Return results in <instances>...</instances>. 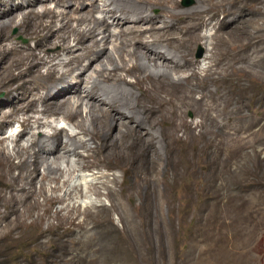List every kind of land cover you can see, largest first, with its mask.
<instances>
[{"label": "bare ground", "instance_id": "6f19581e", "mask_svg": "<svg viewBox=\"0 0 264 264\" xmlns=\"http://www.w3.org/2000/svg\"><path fill=\"white\" fill-rule=\"evenodd\" d=\"M85 1L0 0V92L5 94V99L0 100V134L5 117L18 112L25 116L21 121L24 129L31 128L32 122L48 126L35 113L44 118L58 115L73 122L79 133L88 138L78 140L77 134L53 128L51 134L42 138L32 134L29 144L24 146L19 144L25 134L22 131L13 140V155L0 148V241L29 226L39 230V237L51 227L49 219H57L62 210L79 214L103 207L93 204L81 210L80 206L66 204L53 212L52 207L66 201L65 196L68 200L73 196L67 189L63 196L54 195L67 186L68 179L64 178L63 169L51 165L50 160L63 161L68 171H72L70 156L76 158L80 168L122 169L127 187L120 190L137 194V170L139 166L144 169L142 154L155 153L160 147L166 151L191 148L202 141L195 130L206 127L204 117L214 120L210 114L213 107H204L210 84L219 85L228 71H235L237 65L232 63L254 45L264 52V26L255 24L264 14V0H196L189 9L182 8L179 0H106L103 6L107 9L100 18L94 16L96 3L86 9ZM12 26L21 27V33L34 45L12 43L6 32ZM110 26L120 31L109 32ZM249 27L254 31L250 32ZM203 28L212 30V35L203 34ZM112 39H121L119 45L127 49H122L118 57L121 66L113 65L114 56L107 51L106 45ZM54 45L66 53L65 62L57 61L59 53H47ZM199 45L210 46L201 68V62L193 57ZM165 52L170 53V60L164 58ZM125 55L132 61L130 65ZM58 65L66 69L58 71ZM93 65L96 68L87 76ZM179 72L186 74L174 78L172 73ZM128 76L132 81L126 80ZM100 82L109 88L104 84V88H99ZM95 95L103 97L101 103L94 100ZM83 104L88 108L86 119L81 115ZM4 105L7 111H3ZM118 110L125 115L118 116ZM188 111L202 120L189 121ZM128 115L129 119H125ZM7 139L1 137L0 146ZM230 142V137L212 141L219 145ZM93 156L95 162L90 164ZM47 182L54 184L50 187L54 194L50 196L46 195ZM98 184H91L90 191L97 198L103 194L116 207L114 190L101 183L106 189L101 193ZM76 194L84 195L80 191ZM38 197L43 198L42 203ZM40 209L43 214H37L27 225L25 216L33 217ZM44 220L48 222L46 230L39 227Z\"/></svg>", "mask_w": 264, "mask_h": 264}, {"label": "rangeland", "instance_id": "374dc122", "mask_svg": "<svg viewBox=\"0 0 264 264\" xmlns=\"http://www.w3.org/2000/svg\"><path fill=\"white\" fill-rule=\"evenodd\" d=\"M104 2L106 0H87L84 7L88 9L96 3L98 9L94 11V16L100 18L107 9L103 6ZM179 2L182 8L189 9L195 6L196 0ZM47 6L54 7L52 3H47ZM263 17L264 14L257 20L256 27L264 26ZM253 28L248 29L253 32ZM21 31V27L12 26L6 32L17 46H33V41ZM118 31L120 28L116 26L109 28V32L116 34ZM202 33L209 36L212 30L203 28ZM120 40L112 39L106 45L107 51L114 56L113 65L117 63L118 66H121L118 59L122 55L121 50L126 49L119 45ZM208 48V45H199L194 49L193 57L201 62L200 68L204 66ZM47 53H59L57 61L65 62L67 59L66 53L61 52L58 45L48 48ZM263 55L264 52L254 45L249 52L241 55L242 58L232 63L237 65L234 66L235 71H228L219 85L210 84V95L205 97L204 107H213L210 114L214 120L204 117L206 127L195 130V135L202 141L191 148L177 147L168 152L160 147L155 153L149 151L142 154L144 169L139 166L137 170L140 189L137 194L121 191L127 187V176L122 169L80 168L76 158L70 156L72 171H68L63 161H56L55 164L50 160L51 165L63 169L68 184L54 194L50 191L54 184L47 182L46 195L63 196L67 189L74 197L68 200L65 196L66 201L54 205L53 212L66 204L80 206L81 210L93 204L103 207L91 208L79 214L62 210L57 219H49L51 227L48 228L45 220L39 224L43 230L48 228L39 237V230L30 226L25 232L10 233L8 238L6 236L0 241V264H264ZM164 56L167 60L171 58L169 52H165ZM124 57L130 65L132 61L129 57ZM93 66L86 73L87 76L96 68ZM58 67V71L66 69L62 65ZM107 67L111 68L109 65ZM41 70L44 72L45 67ZM185 74L172 73L174 78ZM126 80L132 81L129 76ZM102 84L98 83V87L109 88V85ZM93 97L98 103L103 100L99 95ZM4 99L5 94L1 91L0 100ZM84 106L81 115L86 119L88 108ZM7 110L4 105L3 111ZM124 113L118 110L117 115L124 116ZM34 115L43 118L42 121L47 122L48 126L41 127L32 122L31 128L24 129L21 126L24 115L17 112L5 117L0 138L8 139L0 148L4 147L7 153L13 155V140L22 131L25 134L19 144L24 146L29 144L33 135L42 138L44 134H51L53 128L77 134L78 140L88 139L79 133L73 122L62 116L44 118L36 113ZM186 118L194 123L202 120L192 111L186 113ZM125 119H129V115ZM87 127L88 121L85 123ZM229 137L232 139L230 144L212 143L215 138L226 140ZM80 152L83 153L82 150ZM94 157L89 160L90 164L95 162ZM14 160L17 162V159ZM42 171L43 167L40 169ZM16 173L13 172L14 175ZM100 176L104 178L100 179ZM100 182L106 183L105 188L116 193V207H112V202L103 194L97 198L90 191L91 184L99 183L100 192L105 193L106 189ZM36 187L39 188L38 182ZM78 191L84 195L79 197L76 194ZM129 195L133 198L130 199ZM37 200L42 203L43 198L38 197ZM37 214H43V211H35L33 217L25 216V223L31 224Z\"/></svg>", "mask_w": 264, "mask_h": 264}]
</instances>
